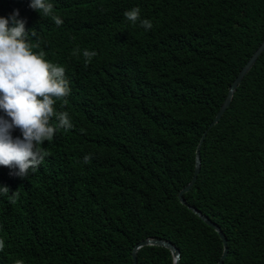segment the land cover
<instances>
[{"label": "trees", "instance_id": "16d2710c", "mask_svg": "<svg viewBox=\"0 0 264 264\" xmlns=\"http://www.w3.org/2000/svg\"><path fill=\"white\" fill-rule=\"evenodd\" d=\"M30 2L6 0L4 17L18 9L33 51L66 68L71 93L53 107L73 127L28 177L0 166V264H133L144 238L173 243L178 264H216L222 240L178 199L205 130L184 198L223 231V264H264V51L207 129L264 39V0H48L61 26ZM134 7L151 30L124 17ZM137 263L173 257L150 245Z\"/></svg>", "mask_w": 264, "mask_h": 264}, {"label": "clouds", "instance_id": "9594fccd", "mask_svg": "<svg viewBox=\"0 0 264 264\" xmlns=\"http://www.w3.org/2000/svg\"><path fill=\"white\" fill-rule=\"evenodd\" d=\"M6 0H0V166L18 169L15 174L28 177L43 164L47 153L42 147L51 142L61 129L73 127L68 112L54 110L56 100L71 93L66 78V68L47 61L44 52H34L26 31V19L19 18L18 9L5 18ZM29 7L45 17L50 16L57 26L63 24L60 16L53 14L54 5L48 0H31ZM140 8L134 7L124 12V17L132 24L138 21L145 30H151L149 19L140 18ZM32 36L36 33L31 32ZM79 52V49L76 50ZM75 54V53H74ZM97 55L95 50L83 51L85 67ZM55 117L56 122H51ZM19 129L21 137L13 138L12 132ZM91 154L84 156V163L91 161ZM10 192L0 186V194ZM19 197L18 190L12 192L11 202ZM5 247L0 239V251ZM14 264H24L18 259Z\"/></svg>", "mask_w": 264, "mask_h": 264}, {"label": "water", "instance_id": "95a60500", "mask_svg": "<svg viewBox=\"0 0 264 264\" xmlns=\"http://www.w3.org/2000/svg\"><path fill=\"white\" fill-rule=\"evenodd\" d=\"M264 51V39L262 40V42L259 44V46L255 49V51L252 53V55L250 56V58L247 60V62L245 63V65L242 67V69L239 71L238 75L235 77V79L233 80V82L231 83V85L228 88V92L227 95L223 101V103L221 104L217 114L215 115V117L213 118V120L211 121V123L209 124L208 128L214 126L219 119L221 118V116L223 115V113L225 112V110L227 109V107L229 106L233 95L238 87V85L241 83V81L243 80L244 76L249 72V70L252 68V66L255 64L257 58L259 57V55ZM207 130H205L197 144L196 147V151H195V163H194V171H193V175L190 179V181L178 192V199L179 201L187 206L194 214L198 215L202 221H204L208 226L212 227L217 234L219 235L220 239L222 240V244H223V251L221 254V257L219 258V260L217 261L216 264H223V260L225 259L227 252H228V246H227V239L223 233V231L221 230V228L215 223L213 222L208 216H206L205 214H203L200 210H198L197 208H195L194 206L188 204L184 198V193L188 192L191 187L193 186V184L195 183V180L197 178V175L199 173L200 170V166H201V162H200V146L201 143L206 135ZM150 245H156V246H162L165 247L167 249H169V251L172 254L173 257V264H178L181 258V253L180 250L170 241L164 240V239H158V238H144L140 241H138L132 248V252H131V256L133 259V264H138L137 263V254L138 251L144 247V246H150Z\"/></svg>", "mask_w": 264, "mask_h": 264}]
</instances>
